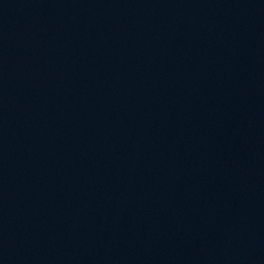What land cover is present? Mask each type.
<instances>
[{
  "label": "water",
  "instance_id": "95a60500",
  "mask_svg": "<svg viewBox=\"0 0 264 264\" xmlns=\"http://www.w3.org/2000/svg\"><path fill=\"white\" fill-rule=\"evenodd\" d=\"M0 264H264V0H0Z\"/></svg>",
  "mask_w": 264,
  "mask_h": 264
}]
</instances>
